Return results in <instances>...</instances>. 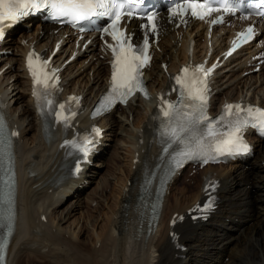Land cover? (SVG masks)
Listing matches in <instances>:
<instances>
[{"label":"bare ground","instance_id":"bare-ground-1","mask_svg":"<svg viewBox=\"0 0 264 264\" xmlns=\"http://www.w3.org/2000/svg\"><path fill=\"white\" fill-rule=\"evenodd\" d=\"M31 23L21 31L18 40L9 37L2 45L12 49L13 55L0 56V69L11 63L0 76L2 104L11 126L21 130L17 143L19 214L6 264H264L263 141L257 142V152L251 161L231 167H207L201 172L220 178L221 204L208 223L184 221L174 228L181 233L180 241L187 246L185 250L178 248L169 235L173 229L170 218L200 197L202 179L195 186L186 184L173 200L167 195L158 224L155 226L150 221L144 197L147 175L162 160L155 143V105L159 89L168 82V75L157 58L170 61L172 69L177 68L179 61L187 59L188 40L180 41L176 32L168 33L163 52L157 54L146 75L154 96L132 100L102 118L107 129L100 153L80 178L66 179V163L63 153L58 151L61 133L55 131L49 137L45 134L25 65V53L31 46L53 47L56 38L52 26ZM201 37L200 33L198 40ZM180 42L182 46L178 47ZM198 42L197 47L202 49L204 42ZM68 47L69 44L55 56V61L63 62ZM91 50L90 56L79 57L64 70L65 88L68 92L83 93L86 104L95 103L107 86L109 74L106 53L95 44ZM259 51L253 45L246 52L251 58ZM68 56L69 53L64 59ZM238 59L230 64H237ZM252 68L245 65L218 76L216 99L222 103L225 98L251 96L264 104V65L257 74L241 76L243 71ZM87 122L88 115L83 113L81 123ZM122 152L129 158L124 173L100 178L98 174L105 159L108 158V166ZM97 176L100 180L96 188L86 194L85 182L92 184ZM113 178L117 179L115 188L107 195L105 187L107 192L109 180ZM69 198L72 201L67 203ZM94 202L96 205L92 207ZM84 205L86 210L77 217ZM99 210L104 211L102 215H93ZM85 234L90 235L86 241Z\"/></svg>","mask_w":264,"mask_h":264},{"label":"snow or ice","instance_id":"snow-or-ice-1","mask_svg":"<svg viewBox=\"0 0 264 264\" xmlns=\"http://www.w3.org/2000/svg\"><path fill=\"white\" fill-rule=\"evenodd\" d=\"M231 0H186L185 3L171 9V14L183 16L190 13L191 16L204 19L213 12L221 10L228 12L235 9L230 7ZM146 0H0V23L6 20L16 21L29 14L30 11L46 9L52 19H65L68 22L77 24L81 21L92 22L95 17H107L111 24V35L117 41L115 46L109 45L114 53L112 89L114 92L119 91L121 97L131 94L140 84L139 69L149 60L145 54L147 41L142 48L133 49L130 41L125 39V32L118 27L123 16L132 18L146 19L149 23L144 27L149 28L155 33V15L139 16L143 12ZM212 5H218L213 7ZM258 14L264 16V0H259L254 4ZM247 19V17H245ZM213 20V23H217ZM108 32L107 27L101 29ZM253 29L249 27L246 32L239 34V39L247 40L252 36ZM237 45L234 43L233 50ZM139 53V54H137ZM231 54V53H229ZM34 53L28 56V66L32 71L34 82L37 86V99L41 98L40 89L49 87L48 80L51 78L46 72H43V66L38 67V57L34 62ZM189 68L182 69V76L176 77V83L180 85L181 101L179 105L162 100V115L167 118L166 125L162 130V136L169 138V143H179L185 146V151L181 152L183 156H203L206 155L202 137L206 134L209 136H219L218 142L214 146L215 153H233L247 150V144L243 141L241 135L242 129L247 126L258 127L264 134V109H255L254 107L241 108L239 105L227 104L219 117L211 118L206 115L207 105V87L205 78L209 75L211 69H204L197 66L191 77L188 76ZM183 77V78H182ZM142 90V89H141ZM187 101V103H185ZM50 104L51 101H48ZM63 110L64 105H59ZM243 113V115H242ZM61 119L67 121L68 117L63 116L61 112L56 113ZM227 122L228 132L219 133L213 131L214 122ZM204 125V129L201 125ZM2 119H0V133L3 131ZM98 131V130H97ZM12 135H15L13 133ZM185 141L187 143L185 144ZM2 142V141H0ZM66 144L70 143L65 141ZM87 141L84 146H78L80 151H87ZM205 162L207 160L205 159Z\"/></svg>","mask_w":264,"mask_h":264},{"label":"rangeland","instance_id":"rangeland-1","mask_svg":"<svg viewBox=\"0 0 264 264\" xmlns=\"http://www.w3.org/2000/svg\"><path fill=\"white\" fill-rule=\"evenodd\" d=\"M142 109L145 111V109L143 107H142ZM120 110L122 111V109H119V112H121ZM131 120H132V117H131ZM119 155H120L119 158H116V160L113 159V161H111V163L108 166L106 164V161L108 160V158L105 159V163L103 164V166L101 168V171H99V174H98V176L101 174V176H99L100 178H102L103 176H117V175L120 176L121 174L124 173V170L123 169H125V167L127 166V163L129 161V158H128L126 152H122V154H119ZM120 168H121V171H120ZM98 176L96 177V181L93 182L91 185L88 186L87 191H86V194H89V193H91V192L94 191V188H96V185H97V182H98L97 180H100V178ZM116 180H115V178H113V180H109L111 184L107 188V192H106V187H105V193L107 195L108 194L110 195L111 193H113V189L115 188ZM193 181L194 180H187L186 178H183L182 180H180L177 183H175V185L172 187V191L173 192L170 194L171 200L174 199L175 194H179L183 190V188H184V186H185L186 183L193 185ZM118 185H119V183L117 184V186ZM70 201H72V198H69L67 203H69ZM86 205H88V204H86ZM86 205L83 206V209L82 210H79V212L77 213V217L80 216L81 213L84 210H86ZM91 205H92V207H94L95 206V203H92ZM101 211L104 212L106 210L105 209H104V211L103 210H99V211L93 213V215H95V216L96 215H99L100 216V215H102L101 214L102 213ZM71 220H73V218ZM66 224H68V223H66ZM86 238L88 240V238H90V235H88V236L86 234L83 235V239L85 241H86ZM31 264H35V263H31Z\"/></svg>","mask_w":264,"mask_h":264}]
</instances>
